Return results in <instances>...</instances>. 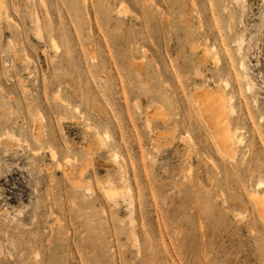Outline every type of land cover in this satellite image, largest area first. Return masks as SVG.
Instances as JSON below:
<instances>
[{"label": "rangeland", "instance_id": "rangeland-1", "mask_svg": "<svg viewBox=\"0 0 264 264\" xmlns=\"http://www.w3.org/2000/svg\"><path fill=\"white\" fill-rule=\"evenodd\" d=\"M0 140V264H264V0H0Z\"/></svg>", "mask_w": 264, "mask_h": 264}, {"label": "bare ground", "instance_id": "bare-ground-1", "mask_svg": "<svg viewBox=\"0 0 264 264\" xmlns=\"http://www.w3.org/2000/svg\"><path fill=\"white\" fill-rule=\"evenodd\" d=\"M235 1H237V0H235ZM242 44H243V40L241 38L236 41V46H237L239 53H241V51H242ZM206 54L207 53L204 51L203 55H202V59H204L206 57ZM213 60L217 61L218 58H216V56H215V58H213ZM240 68L243 71L245 78L248 79L247 67H246V64L244 61H242L240 63ZM223 83H224V85L227 86V82H223ZM254 87H255L254 83L249 80V82L247 84V91L252 92L254 90ZM192 98H193V100H194V102H195V104H196V106L200 112L201 117L203 118L207 127L210 129L211 134H212L214 140L216 141L217 146L219 147V149L221 150L222 153H224L228 157L232 158L234 156V147H235L236 143L239 141V140L236 141L237 140L236 133L234 131L233 132L230 131V129H229L227 119H228V115L231 113H229L226 117V111L227 110H228V112L233 113V107L231 106L232 97L229 98V100H226V98L223 96L221 91L208 89L206 86H203V87H198L195 89V92L192 94ZM34 119H35L34 121L37 122V116H35ZM34 127H35V125H34ZM38 133H39L38 127H35L34 128V135L37 136ZM10 135H8L9 136L8 139L14 138V136L12 137L13 134L11 136ZM5 137L7 138V136H5ZM9 141L12 142V140H9ZM50 155H52V158L54 157L53 153ZM121 182L122 181H120V184H121ZM113 185H115V184H113ZM260 185H261V183L258 184V186H260ZM126 188H128V187H126ZM116 189H114L113 186H111V184H110L108 187V190L106 189L107 192L105 191V193H107V195L110 198H114L117 196V193L115 191ZM128 195H129V193L127 194V197H128ZM118 197H119V195H118ZM251 198L254 201V204L256 206L257 211L260 214H264V196L259 195L257 192H254L252 194ZM130 205L131 204L129 203L128 206H130ZM129 209H131V207Z\"/></svg>", "mask_w": 264, "mask_h": 264}]
</instances>
